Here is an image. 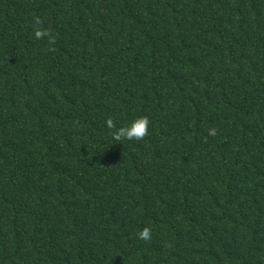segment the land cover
Instances as JSON below:
<instances>
[{"label": "trees", "instance_id": "1", "mask_svg": "<svg viewBox=\"0 0 264 264\" xmlns=\"http://www.w3.org/2000/svg\"><path fill=\"white\" fill-rule=\"evenodd\" d=\"M0 264H264V0H0Z\"/></svg>", "mask_w": 264, "mask_h": 264}, {"label": "clouds", "instance_id": "2", "mask_svg": "<svg viewBox=\"0 0 264 264\" xmlns=\"http://www.w3.org/2000/svg\"><path fill=\"white\" fill-rule=\"evenodd\" d=\"M42 21L39 19V17L36 18L34 23V35L37 39H43L47 37L49 41H54L55 37L51 34L50 30L47 28H44L41 26ZM107 126L109 129H113V139L116 141H123L125 139L127 140H141L143 139L149 129V118L147 116L139 117L136 120H134L129 126L127 127H119L117 128L114 121L109 118L107 121ZM212 134H215V129L210 130ZM138 236L141 240H147L150 237V229L144 228L138 233Z\"/></svg>", "mask_w": 264, "mask_h": 264}]
</instances>
